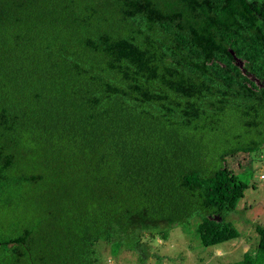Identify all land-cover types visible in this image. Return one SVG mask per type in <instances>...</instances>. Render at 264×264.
<instances>
[{
  "label": "trees",
  "instance_id": "16d2710c",
  "mask_svg": "<svg viewBox=\"0 0 264 264\" xmlns=\"http://www.w3.org/2000/svg\"><path fill=\"white\" fill-rule=\"evenodd\" d=\"M262 148L264 1L0 0V213L28 209L0 264H101L194 217L236 238L229 160Z\"/></svg>",
  "mask_w": 264,
  "mask_h": 264
},
{
  "label": "rangeland",
  "instance_id": "374dc122",
  "mask_svg": "<svg viewBox=\"0 0 264 264\" xmlns=\"http://www.w3.org/2000/svg\"><path fill=\"white\" fill-rule=\"evenodd\" d=\"M234 157L235 160H229L230 167L247 187L235 208L223 214L222 219L233 224L239 233L238 237L204 246L196 233L199 219L194 217L171 228L166 240L159 237L143 239L139 245L123 246L116 255H112L110 247L100 245L101 264H235L246 253L254 254L259 239L257 227L264 228V148L250 153L247 158L240 154ZM10 204L15 206L12 199ZM27 210L19 204L11 215L0 213V235L7 237L8 234H16L9 230V226L16 219H21Z\"/></svg>",
  "mask_w": 264,
  "mask_h": 264
}]
</instances>
